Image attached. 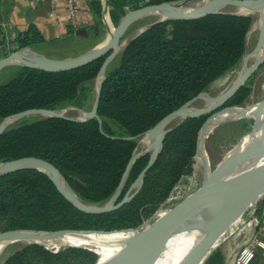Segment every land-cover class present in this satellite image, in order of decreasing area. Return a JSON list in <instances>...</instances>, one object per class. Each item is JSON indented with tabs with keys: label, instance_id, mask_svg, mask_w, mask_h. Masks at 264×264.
Instances as JSON below:
<instances>
[{
	"label": "trees",
	"instance_id": "obj_1",
	"mask_svg": "<svg viewBox=\"0 0 264 264\" xmlns=\"http://www.w3.org/2000/svg\"><path fill=\"white\" fill-rule=\"evenodd\" d=\"M161 1L108 3L113 22L117 23L128 9ZM88 3L95 22L90 30L96 33V17L103 19L102 1ZM226 11L229 13L195 20L161 21L132 39L118 64L106 72L98 109L102 123L96 118H23L0 135V162L28 156L48 160L81 199L94 205L108 202L136 153L140 138L163 117L208 91L242 63L256 14H234L236 9L231 7ZM47 42L35 25L15 38L20 49ZM106 57L64 72L16 66L12 79L0 85V120L33 108L60 111L73 103L81 106L88 96L86 87L96 80ZM251 93V82L247 81L226 106L244 105ZM208 116L187 118L173 128L140 192L110 212L89 214L77 209L38 169L0 176V234L20 229L139 228L159 209L181 202H176L174 196L184 177L192 174L195 159L197 165L198 134ZM254 126V119H242L236 125L240 134ZM149 160L150 154H146L134 163L119 200ZM98 260L99 255L86 248L65 247L55 252L40 244L23 243L0 264H96ZM204 264H226L222 249L212 253Z\"/></svg>",
	"mask_w": 264,
	"mask_h": 264
},
{
	"label": "water",
	"instance_id": "obj_2",
	"mask_svg": "<svg viewBox=\"0 0 264 264\" xmlns=\"http://www.w3.org/2000/svg\"><path fill=\"white\" fill-rule=\"evenodd\" d=\"M188 2V0H165L160 3L149 4L131 10L114 28L111 36L104 44L78 57L56 59L37 53L31 48L26 47L20 51L12 52L0 59V71L8 66L18 65L48 72H64L82 67L107 55L97 76V93L90 111L82 112V116L80 117H70L66 115L69 108L60 111L45 108L28 109L2 119L0 124V135L19 120L34 114H40L45 118L58 117L74 121H87L96 118L102 123V119L98 114V109L101 98V89L106 78V72L120 49L126 47L132 39L137 38L144 31L161 21L195 20L203 18L209 14L229 13L226 11L229 7L236 9L234 14H260V19L257 21L260 26L256 46L249 53H247L246 50L243 56L242 69H244V72L237 77L231 85L217 95L209 96L206 91L202 92L181 107L163 117L154 127H152L144 136L151 140L152 145L133 155L119 187L108 202L101 205H94L84 201L72 189L59 169L53 163L38 157L28 156L0 162V176L22 169H38L50 177L59 192L77 209L89 214H102L120 208L127 202H130L140 192L144 185V178L147 172L155 164L157 158L161 154L165 138L173 128L180 125L187 118L209 115L198 134L197 155L195 156L197 157L201 143L203 142L206 145L213 119L220 118L228 109L238 107L226 106V104L231 97H233L235 93L245 85L250 76L264 63L263 51V55L260 59L255 60L253 65L248 66L247 64L249 55H252L253 52L261 48L264 50V0H205L201 5L195 7L188 6ZM105 3L107 5V1ZM150 15H157L160 18L141 28L134 35L127 37L125 43L121 44L129 27L136 20ZM252 29L249 31L248 37ZM198 99H205L208 101V106L204 108L195 107L194 103ZM241 118L256 120L255 126L251 132L264 127V110L254 111L251 112V114H244L238 119ZM224 121L228 120H221L219 124ZM234 150L235 148L233 151ZM233 151L215 170L212 168L211 159L207 151L204 162L202 163L207 171V176L201 189L194 196L185 198L179 204L167 210L146 229L139 231L137 228H131L138 232L140 237L139 243L128 252L111 261L109 264H155L161 258L171 241H173L180 233L190 229L195 231L203 229V233L199 241L192 247L188 255L180 264H204L214 252L213 248L218 247V245L215 246V244L220 240L221 236L227 231L231 224H233L246 209L264 198V171L258 173L247 181H240L247 164L257 154L264 151V130L245 147L240 148L234 154ZM146 154H150V160L147 166L142 170L139 177L132 184L123 199L119 200L134 163ZM131 229L115 231H126ZM256 230L257 228L254 229V233ZM92 232L109 233V231L98 230L46 231L20 229L0 234V246L5 249L13 244L27 242L40 244L47 249L52 250L44 240L54 239L67 233ZM62 247L86 248L99 255L95 249L83 245H64L55 247L56 249L53 251L57 252ZM237 253L238 252L236 251L232 260L228 261L226 264H233Z\"/></svg>",
	"mask_w": 264,
	"mask_h": 264
},
{
	"label": "rangeland",
	"instance_id": "obj_3",
	"mask_svg": "<svg viewBox=\"0 0 264 264\" xmlns=\"http://www.w3.org/2000/svg\"><path fill=\"white\" fill-rule=\"evenodd\" d=\"M151 4H154V3H151ZM143 6H146V5H143ZM131 10H134V9H128L127 13ZM125 15H123L120 18L119 22L117 23L115 20L113 22L111 15L106 17L105 19L106 22L104 21V19L102 18L100 19L96 17L98 20V23H96V29H95L96 33L90 32V34L87 37H79L77 40L69 41L57 47H50L44 43V44H38L35 46H30L29 48H31L35 52L39 50L56 52L55 55L59 56V58H56V59H65V58L67 59V58L78 57V56L84 55L90 52L91 50H93L94 48L99 47L102 44H104L111 36L114 28L120 23V21L123 19ZM159 18L160 17L157 15H150V16L141 18L139 20H136L129 27L126 35L121 41V44L125 43L127 37L134 35L141 28L158 20ZM259 19H260V14L257 13L256 22L259 21ZM258 33H259V28L258 29L256 28V30L247 38V53L251 52L255 48L257 39H258ZM11 45H12V42H10L9 44V48H8L10 51L9 54L13 52L11 51L12 50ZM40 46H44L43 49H40ZM124 48L125 47H122L119 53H117V55L115 56V58L112 60L111 64L109 65V69H111L112 67L118 64L120 55L122 51L124 50ZM20 50L22 49H19V51ZM254 62H255V59H250L248 61V66L253 65ZM242 64H243V61L234 71L230 72L225 77L216 81L209 88V90L206 91L208 95L209 96L217 95L218 93L223 91L225 88H227L229 85H231L238 77L239 72H241ZM16 66L18 65H11L0 71V85L12 79V77L14 76L16 72V68H15ZM248 81L251 82L252 93L249 99L246 101V103L239 107L254 108L260 104L259 102L264 100V63L250 76ZM97 87H98V79L96 78V80L92 84L86 87L85 92L87 93L88 96L87 98L84 99L82 105L81 106L75 105L74 103L71 104L70 106L67 107L69 109L67 110L66 115L70 117H80L82 116V112L90 111L93 106L94 99L96 97ZM208 104L209 102L206 101L205 99H198L194 103V106L197 108H204L208 106ZM230 110L231 109H228L227 111H225V113L221 115L220 118L224 117L225 114ZM43 117L44 116L40 114H34V115L25 117V119L36 120L38 118H43ZM242 119H250V118L231 119L228 121H224L220 124L218 123V125L213 128L212 133H210L209 137L207 138L206 151H208V154L210 156L213 170H215L223 160L228 158V156L233 151V149L238 146V144L242 141L244 137L253 133L249 131L250 133L247 132L244 134H240L236 125ZM1 121L2 120H0V124H1ZM255 121L256 120L254 119V122ZM143 139H145L144 136L141 137L139 140V145L136 149V153L147 148L145 147V144L142 142ZM206 176H207V171L205 169V166L202 164V161L200 160L197 161V165H196V159H195L192 165V174L184 177V179L180 183V186L178 187L175 193L174 197L177 200L176 202H178V200L182 201L185 198L194 196L201 189L203 182L206 179ZM170 208L171 207H164L163 209H170ZM258 217L260 218L257 212L253 214L252 209L250 208L246 209L243 212V214H241L240 217L233 224H231V226L227 229V231L221 236L220 240L215 244V246L218 245V247L213 248L214 252L217 249L221 248L222 241L224 239H227V241L231 243V250H230V253L227 256H225V261L226 263L228 261H231L236 251L238 252L252 237V234L254 233L253 231L257 227V222L254 219ZM137 229H139V231H142V229L140 230V228H137ZM100 231H106V230H100ZM112 231H115V230H112ZM109 236L115 242L128 241L134 238L133 231L130 233H124V234L119 233L116 235H109ZM23 243H27V242L13 244V245L6 247L5 249H1L0 250V262L6 259L8 256H10ZM50 248H52V250L56 249L55 247H50ZM62 248H65V247H62Z\"/></svg>",
	"mask_w": 264,
	"mask_h": 264
},
{
	"label": "crops",
	"instance_id": "obj_4",
	"mask_svg": "<svg viewBox=\"0 0 264 264\" xmlns=\"http://www.w3.org/2000/svg\"><path fill=\"white\" fill-rule=\"evenodd\" d=\"M103 5V19L110 15L108 0H101ZM107 1V5L106 2ZM184 1V0H170ZM186 1V0H185ZM188 6H199L205 0H188ZM76 14L69 7L66 0H58L52 3L50 0H0V59L9 54V44L13 36H17L31 25L37 26L50 47H57L79 37H87L94 25L93 14L90 11L88 0H75ZM74 10V12H75ZM44 46H40L43 49ZM51 58H59L56 52L37 51ZM260 208L259 223L253 233L264 240V198L258 202ZM254 232V231H253ZM252 234V236H254ZM221 249L225 256L230 253L231 243L224 239ZM264 261V249H257L256 257L252 264H262Z\"/></svg>",
	"mask_w": 264,
	"mask_h": 264
},
{
	"label": "bare ground",
	"instance_id": "obj_5",
	"mask_svg": "<svg viewBox=\"0 0 264 264\" xmlns=\"http://www.w3.org/2000/svg\"><path fill=\"white\" fill-rule=\"evenodd\" d=\"M259 22L255 23L250 35L259 28ZM249 35V36H250ZM263 49H259L253 52L252 55H249L247 59V64L250 59L258 60L263 55ZM248 56V55H247ZM244 72V69L239 72L238 77ZM233 82V81H232ZM264 110V101L261 102L256 107H236L228 111L224 117L213 119L211 123V127L209 132L212 133L213 128L221 121V120H231L238 119L244 114H251L254 111H262ZM264 127L256 130L255 132L247 135L242 139V141L238 144V146L233 151V154L238 151L240 148L245 147L250 141H252L256 136H258ZM145 144V147H149L152 145L150 139H143L142 141ZM206 145L205 143H201L200 151L197 156V161L204 162L206 157ZM264 171V151H261L257 154L245 167L240 181H247L253 176L257 175L260 172ZM63 183V181H62ZM133 231L134 238L132 240L123 241V242H115L113 241L109 235L116 234H124L130 233ZM202 230H186L180 233L165 249L161 258L155 264H180L183 259L188 255L192 247L199 241L202 236ZM105 235V236H104ZM140 237L139 234L135 230H127L125 232H92V233H72V234H63L54 239L44 240V242L50 247H60L64 245H83L88 247H93L99 253V260L96 264H109L111 261L121 256L122 254L128 252L133 247H135L139 243ZM3 249L0 246V250Z\"/></svg>",
	"mask_w": 264,
	"mask_h": 264
},
{
	"label": "built area",
	"instance_id": "obj_6",
	"mask_svg": "<svg viewBox=\"0 0 264 264\" xmlns=\"http://www.w3.org/2000/svg\"><path fill=\"white\" fill-rule=\"evenodd\" d=\"M40 0H35L36 3H38ZM52 3H56L58 0H50ZM69 7L73 10V15L76 14L75 7V0H66ZM75 10V12H74ZM15 36L11 38L12 42V50L13 52L19 51V47L14 43ZM252 209L253 214H255L258 211V203L252 205L249 207ZM167 210L169 209H159L151 218L146 220L139 228L140 230H144L147 227H149L156 219H158L161 215H163ZM157 217V218H156ZM257 223H259L258 218L254 219ZM252 220V221H254ZM254 224V223H252ZM255 228V227H254ZM254 235V234H253ZM257 249H264V240L256 237L255 235L252 236L248 242L238 251V253L235 256L234 263L233 264H252L255 257H256V251ZM264 264V261L263 263Z\"/></svg>",
	"mask_w": 264,
	"mask_h": 264
}]
</instances>
